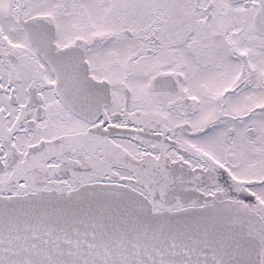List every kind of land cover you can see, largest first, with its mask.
Here are the masks:
<instances>
[{
  "label": "snow or ice",
  "instance_id": "1",
  "mask_svg": "<svg viewBox=\"0 0 264 264\" xmlns=\"http://www.w3.org/2000/svg\"><path fill=\"white\" fill-rule=\"evenodd\" d=\"M0 264H264V0H0Z\"/></svg>",
  "mask_w": 264,
  "mask_h": 264
}]
</instances>
